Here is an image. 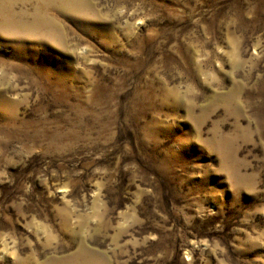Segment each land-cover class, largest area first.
<instances>
[{
	"label": "rangeland",
	"instance_id": "374dc122",
	"mask_svg": "<svg viewBox=\"0 0 264 264\" xmlns=\"http://www.w3.org/2000/svg\"><path fill=\"white\" fill-rule=\"evenodd\" d=\"M2 1L0 264H264V0Z\"/></svg>",
	"mask_w": 264,
	"mask_h": 264
},
{
	"label": "bare ground",
	"instance_id": "6f19581e",
	"mask_svg": "<svg viewBox=\"0 0 264 264\" xmlns=\"http://www.w3.org/2000/svg\"><path fill=\"white\" fill-rule=\"evenodd\" d=\"M55 2H56V0H54ZM58 1V0H57ZM59 1H61L63 4H72L73 6H76L77 4V2H76V0H59ZM0 2L1 3H3V1L2 0H0ZM48 3V2H47ZM4 5H5V3H4ZM6 6H9L8 4H6ZM2 7H4V6H2ZM2 7H1V5H0V9H2ZM13 8V5L11 4L10 5V8ZM14 7H15V5H14ZM4 9V8H3ZM3 9H2V11H3ZM5 9H6V7H5ZM13 14V13H12ZM9 15V14H8ZM11 16V15H10ZM11 19L13 20V21H15V22H18V20L19 19H23V17L22 16H17L15 13L11 16Z\"/></svg>",
	"mask_w": 264,
	"mask_h": 264
}]
</instances>
